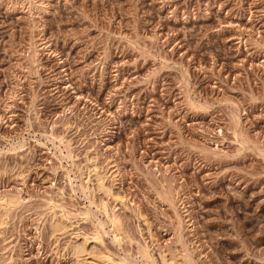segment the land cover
I'll return each mask as SVG.
<instances>
[{"label": "rangeland", "instance_id": "1", "mask_svg": "<svg viewBox=\"0 0 264 264\" xmlns=\"http://www.w3.org/2000/svg\"><path fill=\"white\" fill-rule=\"evenodd\" d=\"M12 194L0 264H264V0H0Z\"/></svg>", "mask_w": 264, "mask_h": 264}, {"label": "bare ground", "instance_id": "2", "mask_svg": "<svg viewBox=\"0 0 264 264\" xmlns=\"http://www.w3.org/2000/svg\"><path fill=\"white\" fill-rule=\"evenodd\" d=\"M98 180H99L98 181L99 182V186H101L107 193H109L110 195H112L114 197L118 196V195H116V192H113V189L111 187H109V186H107L105 184L104 176H99ZM18 202H19L18 201V197L14 196L13 194L10 195V196L7 195L6 198L2 199L0 201V218H2L4 215H7L9 213V211L11 210V208ZM98 206L100 207V209L103 212V214H105V216L107 218V221L111 224L112 229H113V231L115 233V237H117V236L119 237L120 234L124 233V230H122V222L120 221V218L118 217V213H116L114 211V209L110 211L109 208H108L107 202L105 200H100V202L98 203ZM66 214H62L63 217L69 218L68 217L69 213H66ZM63 217H55V218H53L52 226H53L54 230L59 231V230H63L66 227V223H65ZM102 223H103V221H102ZM151 236H152V238L154 237L153 233L151 234ZM86 238L83 241H80V242L76 241L74 244H72L71 247H72L73 251L77 255L78 254L82 255L87 250L86 241H88V240ZM99 239H100V241L102 239V237L100 235L95 236V241L96 240L99 241ZM100 241H99V243H100ZM96 249H98V248L96 247ZM138 251L137 252L140 253L143 258H145L146 262L154 263V261H156V260H154V257H153V255L151 253L152 251L150 250L148 245L138 244ZM179 252H180V250H179ZM95 255L97 257V261H93L94 263H92V264H104V262H107V261H113V262H115V264H128V262L125 259V257L115 258L114 254L111 251H109L106 247L103 246L102 241H101V245L99 246V251L97 250L95 252ZM182 258L184 259L185 263L183 261L181 264H193V261H192L190 255L186 251H184V253H182ZM80 260H79V262H80ZM164 260L168 264H173L172 261H170L172 259H170V260L168 259L167 260L164 257Z\"/></svg>", "mask_w": 264, "mask_h": 264}]
</instances>
